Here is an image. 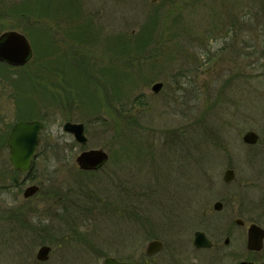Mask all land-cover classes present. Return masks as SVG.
<instances>
[{
    "label": "rangeland",
    "instance_id": "374dc122",
    "mask_svg": "<svg viewBox=\"0 0 264 264\" xmlns=\"http://www.w3.org/2000/svg\"><path fill=\"white\" fill-rule=\"evenodd\" d=\"M42 1L0 0V34L23 32L34 49L28 66L0 62V264H143L148 224L166 243L154 264H187L197 230L224 228L202 213L227 164L231 188L263 177V152L243 135L264 138V0H44L50 12L36 13ZM153 15L150 44L115 65L113 47ZM33 118L44 122L33 167L44 185L26 200L28 175L12 172L6 141ZM68 120L85 124L87 145L63 129ZM91 148L110 160L81 172L76 158ZM136 219L147 224L139 238ZM44 244L52 252L39 261Z\"/></svg>",
    "mask_w": 264,
    "mask_h": 264
},
{
    "label": "flooded vegetation",
    "instance_id": "af4514ba",
    "mask_svg": "<svg viewBox=\"0 0 264 264\" xmlns=\"http://www.w3.org/2000/svg\"><path fill=\"white\" fill-rule=\"evenodd\" d=\"M71 29H75V27L74 28L72 27ZM77 46L79 47V45ZM2 63H5V62H2ZM250 131H255L258 134L259 138L257 142L249 143L245 141L244 136L247 132H250ZM243 142L248 147H254V148L259 147V151L262 150L263 152L262 158H263V164H264V138L262 139L261 135L256 130L250 129L244 133ZM40 144H41V140H40L37 152L35 156L33 157V162L31 164V167L28 171H22V170L15 169L10 159V147L8 146L9 147V160H10L12 172H14L16 176L20 174L28 175L26 180L29 181V185L23 191V197L26 200H32L33 198L38 196L40 191L43 189L44 183L36 181V175L34 173V168H33L34 161L38 153ZM109 160H110V156H109ZM252 160L253 159H251V161ZM105 165L102 168H104ZM77 166L79 170L84 173H95L102 169L100 168L99 170H84L79 167L78 163H77ZM228 170L234 171L233 178L230 181L226 180L225 178V175ZM262 176L263 177L258 178V175H256L257 178H252L251 181H247V178L243 177L242 179H240L237 187L234 186L235 188H231L229 185L232 184V182L234 183L237 179V168H236V165L232 163L227 164V167L225 168V171L223 173L224 183L223 182L222 183L224 184V186L221 187L220 190L217 191L214 197L215 198L214 202L207 203V206L205 207V210L202 213V217L210 221L211 223H214L218 227L219 231L221 227H224V228L221 231V234L219 236H213L211 234H207L203 230H197V231H202L205 233L206 238L210 241V244L208 246H198L195 243L196 232H197L196 231L194 234L193 240L190 242L192 251L196 255H194L195 257H193V259L189 261L187 264H203V263L207 264V261L209 262L208 264H264V237H262V239L259 238L256 241V243L254 242V244L250 243V237H251L250 228L252 225L261 227L264 230V170H263ZM32 185L39 186V189L33 195L26 197L25 191L28 187ZM125 194L127 196V193ZM122 195L120 196V207L117 208L116 211L119 209L121 211L122 206L124 209L126 208L124 207L126 200L125 198L123 199ZM46 196L48 197L47 194ZM57 201H59V198H57ZM134 208H137L136 204ZM122 215L123 217H125L124 214ZM136 221L140 225V228L138 227L139 232L137 236L139 238L140 232L142 230V226L147 225V224H144L143 219L141 222H139L138 219H136ZM122 222L124 225H127L126 218H124ZM148 225L150 226H148V228L146 227V231L148 233H151L153 237H151V239L147 243V246L153 240H160L163 242V248L153 254H148L146 251L147 246L145 248V253L143 255L144 256L143 264H154L157 262L158 254L164 250L166 243L163 239H159L156 237L154 231H157V230L155 229L154 224H148ZM138 238H135V239L137 240ZM137 247L138 245L136 243L134 248L136 249ZM207 252L210 254V260L207 259L204 254ZM172 253H174V251ZM119 260L133 261L135 264H140V262L134 258L119 259ZM166 261H170V259L162 260L163 263L161 264H165Z\"/></svg>",
    "mask_w": 264,
    "mask_h": 264
},
{
    "label": "water",
    "instance_id": "95a60500",
    "mask_svg": "<svg viewBox=\"0 0 264 264\" xmlns=\"http://www.w3.org/2000/svg\"><path fill=\"white\" fill-rule=\"evenodd\" d=\"M34 56L33 46L28 37L17 31L8 30L0 35V61L14 67H23L27 65ZM163 82L158 81L153 84L152 90L159 93L163 88ZM44 123L38 119L21 120L17 122L8 137L7 144L10 147V159L17 170L28 171L33 162L40 140ZM63 129L73 134L78 143L86 145L89 137L86 133V127L83 122L66 121ZM259 136L255 131L247 132L244 136L246 142L255 143ZM109 153L103 148H91L83 150L76 161L81 169L99 170L109 160ZM234 171L228 170L225 178L230 181L233 178ZM39 186L32 185L25 191V196L29 197L36 193ZM263 232V233H262ZM258 234V235H257ZM257 235V236H256ZM250 243L264 237V230L261 227L252 225L250 228ZM256 236V237H254ZM195 243L198 246H208L210 241L202 231L196 232ZM258 247V246H257ZM163 248V242L153 240L147 246V253L153 254ZM52 251L50 245H42L37 252V259L40 261L48 260ZM102 264H135L133 261H122L113 256H107Z\"/></svg>",
    "mask_w": 264,
    "mask_h": 264
},
{
    "label": "trees",
    "instance_id": "16d2710c",
    "mask_svg": "<svg viewBox=\"0 0 264 264\" xmlns=\"http://www.w3.org/2000/svg\"><path fill=\"white\" fill-rule=\"evenodd\" d=\"M41 1V0H40ZM50 6H51V4L50 3H48L47 4V1H46V5H45V2H44V0L41 2V6H40V8H39V5L37 6V7H35L36 9H35V12L36 13H39V12H45V13H48V12H50V10L49 9H51L50 8ZM47 7H49V8H47ZM43 8H44V10H43ZM34 22V21H33ZM34 23H38V22H34ZM157 23H158V17L157 16H152V17H150L148 20H147V22L145 23V25L143 26V28H142V31H141V33L138 35V37H137V39H128V38H126V40H125V42H124V46H122V44L120 45V47L119 48H114L113 47V49H112V52H113V57H112V61H114L115 60V65H116V62L117 63H121L120 61H119V59H117L118 57H120V55H121V53H122V56H125V57H131V55H125V53L126 52H131L132 50H134V49H140V50H143V49H145L149 44H150V42L152 41V37H148L147 39H146V37L147 36H145V33L147 32V31H150V30H155V27H156V25H157ZM33 26H35V25H33ZM41 27V26H40ZM43 27V26H42ZM41 27V28H42ZM148 29V30H147ZM152 30V31H153ZM128 44V45H127ZM87 58V57H86ZM88 60V59H87ZM88 62V61H87ZM31 64V62L30 63H28L26 66H28V65H30ZM87 66H88V64H87ZM34 117V116H33ZM30 118V117H29ZM121 137V136H120Z\"/></svg>",
    "mask_w": 264,
    "mask_h": 264
}]
</instances>
